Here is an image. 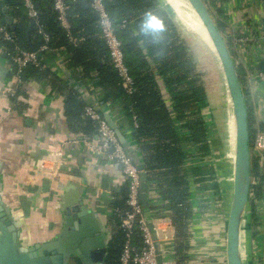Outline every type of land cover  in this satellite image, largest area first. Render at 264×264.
I'll return each instance as SVG.
<instances>
[{
  "label": "crops",
  "instance_id": "0c3cea01",
  "mask_svg": "<svg viewBox=\"0 0 264 264\" xmlns=\"http://www.w3.org/2000/svg\"><path fill=\"white\" fill-rule=\"evenodd\" d=\"M181 1L187 5L186 1ZM166 2H171L176 17L184 11L178 1L175 4L172 0ZM161 3L165 5V2ZM216 5L222 10L217 16L228 28L241 32L256 24L259 29H264V0H219ZM189 7L195 23L200 25ZM179 19L180 25L175 18L173 21L182 35L184 27ZM199 36L205 40L201 32ZM256 37L260 47L264 48L263 35ZM140 45L155 74L184 153L182 173L188 180L190 218L187 257L178 264H226V211L223 205L224 199L227 202L230 158L234 153L226 99L224 95L214 97L206 88L207 104L202 115L209 150L202 152L190 140L186 119L176 108L166 78L157 73L148 49L142 42ZM3 53L0 43V205L14 221L25 248L62 235L67 228L66 217L74 215V219H81L79 213L84 208L95 218L105 236V256L100 261L95 258L98 254L89 259L70 255L67 264H105L111 240L116 235L112 201L126 196L127 180L117 162L106 159L89 145L67 144L83 136L98 143L97 131L90 130L87 124L80 127L68 117L67 99L71 95L85 105L95 106L104 118L109 117L117 125L134 152L143 156L140 143L133 134L137 121L127 115L126 104L121 96H116L117 91L106 89L96 73L84 76L80 67L69 62L65 48H53L43 55L48 73L27 67L17 88L14 66ZM13 87L17 89L15 101L6 92ZM246 87L247 103H252L256 118L264 121V82H248ZM144 170L148 183L144 214L147 218L158 219V231L163 234L159 243L165 264H177L175 228L169 215L170 198L164 169L151 173L156 177L152 182L148 180L150 173L146 168ZM259 200L263 202V213H258V221L259 224L263 222V226L254 229L253 238L258 242V251L264 254V196Z\"/></svg>",
  "mask_w": 264,
  "mask_h": 264
},
{
  "label": "trees",
  "instance_id": "16d2710c",
  "mask_svg": "<svg viewBox=\"0 0 264 264\" xmlns=\"http://www.w3.org/2000/svg\"><path fill=\"white\" fill-rule=\"evenodd\" d=\"M31 1L38 14V23L32 26L28 41L27 26L31 18L23 0H0V25H4L13 35V40L10 41L3 39L0 33L3 56L9 60L16 45L23 49L34 50L44 43H47L49 50L63 47L67 51L69 62L80 67L84 76L94 72L106 89L118 92L116 96L123 98L127 115L130 118L135 117L137 121V124L133 126V134L140 143L145 168L150 173L148 180L150 182L156 180L151 173L164 169L162 172L165 173V183L168 186L166 191L170 198L169 215L175 228V251L178 264L187 257L190 218L188 180L182 173L184 153L172 118L159 91L155 74L145 59L140 42L148 49L156 65L157 73L166 78L165 82L171 90L172 99L176 101V108L180 116L186 119L185 126L190 132V140L195 142L202 152L208 151L209 145L202 115V109L207 101L201 75L196 72L190 50L181 38L168 8L162 5V0H103L115 32L121 41L125 62L136 86L134 92L127 93L111 62L108 47L98 24V14L91 7L92 0H65L68 27L61 23L53 0ZM203 1L223 33L230 54L237 59L234 48L231 46V29L217 16L222 13V10L216 5V0L209 1L216 7V12L211 9V5L207 4V0ZM4 7L8 8V12L4 11ZM149 11L164 21L166 27L162 33L146 34L140 31L145 13ZM8 13L13 17L14 30H11L6 23L5 17ZM44 34L47 35V40ZM71 36L76 37L77 40L71 41ZM47 52L48 50L40 51V54L44 55ZM27 67L44 73L49 72L45 67L27 65L22 70V81ZM13 68V73H16V67ZM242 69V66L236 62L238 78L244 93L247 94L248 80ZM16 96V93L11 96L13 101ZM67 101L68 117L72 121L75 120L80 127L83 126L82 124H87L90 130L96 132L97 122L84 115L86 105L71 95ZM247 108L250 146L253 147L257 133L264 132V121L256 118L253 105L249 101ZM251 176L254 181L252 180L250 186L249 204L253 226L259 220L256 200L264 196V167L259 165L257 157L253 155L251 156ZM112 208L116 235L111 240L105 264H118L124 231L120 226V216L115 208L121 211L126 209L125 196L121 200L114 198ZM135 240H139L138 234L135 235Z\"/></svg>",
  "mask_w": 264,
  "mask_h": 264
},
{
  "label": "water",
  "instance_id": "95a60500",
  "mask_svg": "<svg viewBox=\"0 0 264 264\" xmlns=\"http://www.w3.org/2000/svg\"><path fill=\"white\" fill-rule=\"evenodd\" d=\"M162 1L174 11L166 0ZM186 1L201 21L210 38L209 44L211 43L210 45L216 52L221 65L225 87L224 97L230 119V140L234 148V153L231 154L230 158V174L227 189L225 257L226 264H246L241 251V235L244 237L246 233V237L244 238H247L249 244L251 237L249 217L251 156L247 101L242 84L238 78L234 57L230 54L226 40L216 25L205 2L203 0ZM180 3L182 5L181 8L192 18V13L189 11L188 6L183 5L181 0ZM4 11L7 12L8 9L4 8ZM5 20L11 30H14L13 17L6 15ZM34 24L35 21L31 19L27 26L28 41L31 28ZM198 30L202 35L203 31L201 29ZM257 69H264V56L258 61ZM105 119L114 129L118 140L123 145L129 158L140 170V200L142 205L146 206L148 183L147 173L144 170L143 156L134 152L128 139L109 117H105ZM232 123L235 126L234 134L232 133ZM72 208L75 209V207ZM69 213L68 209V215H70ZM70 216H73L72 219ZM70 216L66 217L67 228L62 235L52 241L41 244L37 243L33 247L25 248L19 240V231L14 221L4 212L3 206L0 205V264H67L66 260L70 255H76L79 259H89L90 256L98 254L95 258L100 261L103 260L106 241L95 218L84 208L79 213L81 219H74V215ZM147 224L155 240L157 264H164L163 250L160 247L156 231L153 227L152 218H147ZM98 248L99 251L97 252L99 253L95 252Z\"/></svg>",
  "mask_w": 264,
  "mask_h": 264
},
{
  "label": "built area",
  "instance_id": "2783aa9c",
  "mask_svg": "<svg viewBox=\"0 0 264 264\" xmlns=\"http://www.w3.org/2000/svg\"><path fill=\"white\" fill-rule=\"evenodd\" d=\"M23 2L28 11L29 17L37 24L38 14L34 9L32 1L23 0ZM53 5L59 12L61 23L65 27H68L65 16L67 8L65 0H53ZM91 7L98 14V24L106 46L108 47L113 67L116 69L120 78L121 85L127 93H132L136 90V86L134 85V80L130 74L128 65L125 62L121 41L115 32L112 19L105 8L104 1L92 0ZM253 26L255 27L241 32L235 28L231 29V41L237 58H234V61L235 64L238 62L242 66L248 82L256 80L264 82V69H257V63L262 54H264V48L260 47L256 37L258 34H261L264 37V29H259V27H256V24ZM0 33L3 39L10 41L13 40L12 33L4 25H0ZM44 36L47 40V35L44 34ZM70 40L76 41L77 38L71 36ZM47 50H49L47 43L42 44L36 50L23 49L17 45L15 46L14 52L10 55L9 61L16 67V73L14 76L16 88L19 83L22 82V70L27 65H34L40 68L45 67L42 60L43 54H40V51ZM16 88H8L6 92L10 96H13L16 93ZM84 115L97 122L98 143L94 144L90 139L83 136L81 138L72 139L71 141H68L67 144L81 142L89 145L106 159L117 162L127 180V192L125 196L126 209L121 211L118 208H115V211L119 213L120 226L124 231L118 264H157L155 240L148 227L147 217L144 214V208L140 200V170L129 158L123 145L118 140L114 129L109 125L95 106L89 104L86 105ZM256 147L258 149L264 148V132L260 131L257 133ZM157 221L158 219L152 218V224L159 240V237L163 236V234L158 231ZM136 234L139 235V240L137 241L135 240Z\"/></svg>",
  "mask_w": 264,
  "mask_h": 264
},
{
  "label": "rangeland",
  "instance_id": "374dc122",
  "mask_svg": "<svg viewBox=\"0 0 264 264\" xmlns=\"http://www.w3.org/2000/svg\"><path fill=\"white\" fill-rule=\"evenodd\" d=\"M166 1H170V0H166ZM172 1H173V3L175 1H178V3H180L179 2L180 0H172ZM207 1H208L207 4L211 5V9L214 12H216L215 11L216 7H214L212 2L209 3L210 0H207ZM168 3L171 4V2H168ZM178 3H177V5H178ZM166 7L168 8V11L170 12L171 16L173 18H175V20L180 25V22L178 21V18L176 17L174 12L168 6H166ZM181 10H183V9L181 8ZM179 17H180L182 25L184 27L183 31H181V33H182L181 38L183 39L187 48L190 50V53H191L193 60H194V63H195L196 72H198V74L201 75V79H202V83H203L205 92H207L206 91V88H207L208 90H210L211 93H213L214 97H216V96H217V98H219L220 96L222 97V95H224V93H225V87H224V82H223L221 65H220L219 59L216 55V52L214 51L212 46L207 41V36H206V33H205L202 25L201 24L200 25L195 24V21H194L195 18L194 17L191 18L185 11L179 12ZM214 21H215V19H214ZM198 29H201L203 31L202 35L205 37V40H202V38L199 36V30ZM222 35H223V33H222ZM231 46L233 48L232 43H231ZM235 66H236V64H235ZM219 121L221 122L220 119H219ZM252 155L257 157L259 165L263 168L264 167V148L258 149L256 147V137H255V140L253 143V147L250 146V156H252ZM252 180L253 179L251 176V183H252ZM250 199H251V189H250V194H249V203H250ZM259 201L256 200L257 203ZM262 205H263L262 201H260L257 204V209H256L257 215H258V213H263L262 212ZM249 207H250V204H249ZM223 208L226 211L227 203H226L225 199H224ZM250 214H251V211L249 210V217H250ZM258 225H259V228L262 227L263 222H261L259 224V221H258V223H256V225L253 224V226H252V223L250 220V232H251L250 236L251 237L249 239L250 240L249 244H248L247 238H244V237H246V233L244 234V237L241 235V246H242L241 251H242V255L244 257V261H246V264H250V262H251V264H264V254H262V252L258 251V249H257L258 242H255V240L253 238V235H254L253 231H254V229L258 230ZM262 248L264 249V246ZM258 252L260 254H258Z\"/></svg>",
  "mask_w": 264,
  "mask_h": 264
},
{
  "label": "clouds",
  "instance_id": "9594fccd",
  "mask_svg": "<svg viewBox=\"0 0 264 264\" xmlns=\"http://www.w3.org/2000/svg\"><path fill=\"white\" fill-rule=\"evenodd\" d=\"M164 21L152 12H146L140 25V31L146 34H159L165 30Z\"/></svg>",
  "mask_w": 264,
  "mask_h": 264
},
{
  "label": "bare ground",
  "instance_id": "6f19581e",
  "mask_svg": "<svg viewBox=\"0 0 264 264\" xmlns=\"http://www.w3.org/2000/svg\"><path fill=\"white\" fill-rule=\"evenodd\" d=\"M184 1H186V0H184ZM187 2V1H186ZM187 5H189L190 6V4L187 2ZM190 8H191V10L193 11V13L195 14V12H194V10H193V8L190 6ZM196 15V14H195ZM196 17H197V15H196ZM198 18V17H197ZM198 20H199V18H198ZM199 22L201 23V21L199 20ZM196 24V23H195ZM201 25H202V23H201ZM202 27H203V25H202ZM203 29H204V27H203ZM204 31H205V29H204ZM205 33H206V36H207V41L208 42H210V38H209V36H208V34H207V32L205 31ZM211 44V43H210ZM232 132H233V134H234V132H235V126H234V123H232Z\"/></svg>",
  "mask_w": 264,
  "mask_h": 264
}]
</instances>
